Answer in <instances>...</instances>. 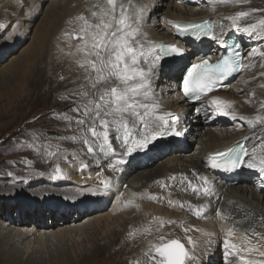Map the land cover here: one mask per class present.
<instances>
[{"label": "bare ground", "instance_id": "obj_1", "mask_svg": "<svg viewBox=\"0 0 264 264\" xmlns=\"http://www.w3.org/2000/svg\"><path fill=\"white\" fill-rule=\"evenodd\" d=\"M171 1L172 4H168L169 9L167 10L168 12H166V19L161 24H158L154 20V16L159 6L156 7V11L152 16L151 24H148L142 29V31L144 32L143 43H153L159 46L163 42H178L189 48L190 51L207 53L206 51L209 50V52H215L217 54L220 49L216 48V46L211 42L205 41L203 44H198L196 46L189 44V42L185 44L182 38H179L175 35L172 26H170L168 23L169 20H199L203 17H208L216 23L217 28L221 24L225 25V27L228 28V25H230L228 17L235 15L239 11H247L250 12L251 15L247 18H242L241 27H244L248 23L258 24V22H256L253 18L255 12H252V10L254 8H251L249 10L248 6L252 4L253 7V5L262 3L261 0H246V2H242L243 0H241V2H236V0H228L227 3L222 2V0H182L183 4H178L177 0ZM58 2V5H56L57 0H54L53 3L52 13L54 16V23L51 28V47H53V62L48 67V70L54 71V66L57 68V65L59 66L57 70L63 69L62 75L64 76L61 79L62 82H67L69 78L73 79L71 85L69 86H72L73 91H78L81 94L80 102L83 105L85 103H88L92 99V90L90 88L91 81L85 78L82 70L79 67V63L84 58L83 52L80 51L82 43L75 42L70 39L71 33L73 31L80 32V29L71 31L69 35L68 32L71 28H80V26L83 24V21L79 19L81 16L88 18L90 22L94 23L95 18L91 16L92 12L98 11V6L103 7L104 5H106L107 0H58ZM156 2L157 0H117V3H123L129 12L135 11L138 13H142V15L145 17L149 15L148 12L151 11L150 8L154 7ZM221 9H223L222 12ZM49 29L50 28L44 29V31L47 30L50 32ZM229 33L232 34L230 28H228L226 36ZM46 36L47 35H44L40 42L47 41L48 37ZM32 54L33 53H31V55ZM62 55H64V57ZM257 56L258 55L252 58L249 66L246 67L244 72H242L240 75L249 72V78H253V76L257 74ZM216 57V55H213L212 59ZM61 58H64L68 62H64L65 64L62 63ZM189 62H191V58L186 60L184 63L188 64ZM14 64L19 65L20 63L18 62ZM73 66H76V69H73L72 72L69 73L70 75H67V70H71ZM37 68H39V66ZM9 69H11V66ZM41 71L42 72H40L38 76V82H40L41 79L44 80L42 84L44 86L51 80L46 75V71ZM31 72L32 71H30V73ZM169 75H171L170 89L172 91H176V103L172 104L171 102H168V100L166 101V95L162 93L161 90H157L158 86L154 87L151 102L159 105L157 115H161L167 112L181 116L183 118L182 122L186 130V135L181 137L180 139L168 138L166 140L157 141L156 143L158 147L153 148L147 154L142 155L139 158L140 160L145 161V163L137 162L139 164H143V168H140L141 164L137 165L135 161L139 159H136L129 165L125 166L121 172H115L114 170H111L110 167H106V165H109L110 163L118 160V156L105 157L103 160L94 161L91 154H87V146L82 143V139L85 136L90 137L91 134L90 132H87V130H85L87 135H85L84 137L79 136V140L75 141L77 145L72 141L70 142L74 143L77 147L82 146L84 148L86 156H80V154H78V161H73V158L68 161H73L74 163L78 164V166H75V164L64 165V172L68 178L62 179L65 182L62 185L65 186V188L72 189V197H76L79 193H82L85 194L82 196V199H84L87 196L86 193L96 192L97 194L93 196H95V198H98L100 201H98L94 206L98 205L99 207H104L108 203H110L111 200H113L112 206L114 211L106 216V220H110V218L118 219L121 214L127 215V217L123 220V223H121L117 228L115 227L114 231H111L110 229L111 232L109 231L110 233L108 235H102L101 239L102 241L104 239V241L110 240V242H112L115 238H111L113 235L116 236L120 232L123 233L126 241V243H124V246L127 247L131 245L134 248L133 252L135 253L133 255L136 256V264H146L147 257L145 255V252L148 250L150 245L158 242V237L153 238L152 235L148 240L142 239L149 234V226H147L146 222L152 223V226L155 228L156 233H158L159 235L163 234L164 236H166L167 234V239L178 237L177 233L181 234V237H183L180 239H182L186 243L187 247H189V245L187 244V238L189 236L192 237L193 241H195L198 245L209 239H211L214 244H218L227 237L228 230L232 229L233 236L230 237V239H232L233 243L245 244L246 239H250L252 242L262 247H253L252 245H248V247H253L255 249H258L259 251H264V242H262L260 239V236H264V224H262L264 220V192L260 191V184H257L253 187H246L245 185L242 186L246 182L251 181L253 177L251 173L245 171L244 175H240L239 182L234 185L233 181L237 179L236 176L225 177V175H221L218 172L211 171L206 163L208 155L211 151L235 143L241 138L247 140L248 145H250V151L253 147H256L258 150H260V145L264 144V128L262 127L264 123L257 121L256 126L252 127L251 125H248L246 121H243L242 126H240L238 122L233 121L232 125L234 131L218 132L212 130L213 132H211V134H206L204 137H202L204 138L202 139L204 140V142H202L198 152H196L194 155H186L187 157H185V155H178L177 152L174 156L167 157V162H165L164 160L161 161V158L165 153L164 145L172 144L173 142L178 141L174 147L175 152L177 150L180 151L181 146L185 148L188 144H190V141L193 142V136L195 132H198L199 129H201V123L204 122V120L201 119V116L193 114L192 109L193 106L204 105L206 99L204 101H200L195 105L192 104V106L191 104L186 102L185 97L179 91L178 77L180 73L173 72L169 73ZM68 76L70 77L68 78ZM255 81L258 80L250 79L247 84V87L253 89L252 96L249 98L239 97V94L242 93L246 89V87H236L235 85L229 86L225 90H219L215 93H212L209 97L219 96L223 101H226L231 105V110L234 111L238 116L243 115L253 120H255L257 116L264 117V76L261 77L259 82ZM59 82L60 81H58V83ZM163 87L167 89V86ZM163 87H161V89ZM227 91H231V96L225 93ZM257 108L259 110H257ZM65 115L68 117L75 116L79 118L77 113L74 112H69ZM64 123H67L66 119ZM72 124L73 126L75 125V123ZM75 129L79 134H81L77 127H73V132ZM71 135L72 134L68 135L67 138ZM111 135L112 133L110 132V137ZM115 146L116 145L114 143V147ZM81 157L83 158V160H81ZM83 167H85L86 169L88 168L90 173H92L93 175L87 180L80 179L78 176L74 175L76 171L82 172ZM242 175L245 178L242 177ZM172 176H175L176 179L172 180ZM185 176L188 177V180L183 179V177ZM200 176H207L209 180L213 181L214 189L216 192V197L209 201L210 207L204 213V218H197L192 213L188 212L186 208H181L179 206V203L183 202L192 204H200L205 202L203 199L198 198L196 193L193 192L192 188L189 186V181H191L192 186L202 187L203 182L199 179ZM45 177L46 176L41 175L37 177L36 180L34 179V181L32 182H35L36 185L39 183L41 184L43 183L42 181L45 180ZM106 178L112 181L114 187L110 192L107 193V195H103L99 190L103 189ZM74 180L84 184L81 186L75 185ZM46 187L59 189V186L50 185ZM66 191L67 193L70 192V190ZM121 193L123 195H120ZM153 195L157 196L158 199L153 200ZM8 199L9 197L7 195H0V203H2V206H0V208L5 206L4 201H8ZM82 199L79 198L78 201L74 202V204L77 203V205L74 206L77 212H81L79 210L81 208L80 205L84 203V201H80ZM169 199L173 201L172 205L168 203ZM55 203L57 202L50 200L49 202H45L43 200L38 201V210L40 211V214H45L46 211H44V209L47 210V207L49 208L48 210H51L52 207L50 206L52 204L62 205V207H65V210L67 209V203ZM41 204L42 209H40ZM237 204H240L241 207H238ZM84 206L86 207L90 205ZM6 207L9 209L11 208V205H7ZM24 207V204H19V213L22 214ZM28 208L30 209L31 207L28 206ZM131 208H134L135 210L134 215L132 211H129L131 210ZM41 210H43L44 212ZM217 210H219V214H217ZM138 211L143 212V215H139L137 213ZM79 212L78 215H81V213ZM8 214H10L9 210ZM5 215L7 218H5ZM137 215H139L138 219L135 220V217H137ZM103 218L104 216H98V218L91 220V218L89 217L88 221L79 223L80 221L70 220L69 218L65 219L62 217V220L56 221H54L55 219L52 218V220L50 221L45 217L42 220H38L35 223H32L33 227H29L31 226L29 225V222L25 219H22L21 217L16 218L12 217L11 215L0 214V256H11L10 258L14 260L16 258L15 253L21 255L24 253H28L29 251L33 252V249L31 250V248L34 247L35 243L42 249L47 243H52L54 246L59 243L62 246L63 250L66 247L65 241L67 242V240H70L74 244H77L83 250L85 249V247H82V245L85 246V242L88 243L91 241V239L94 241H97L99 239V237H96L95 235L103 230L101 229V227L104 226ZM128 218H132L131 220H135V223L129 222L130 220H127ZM151 218L153 220L150 221ZM169 221H173L174 223H169ZM140 222L142 223L139 224ZM59 224L61 227L62 225L66 226L55 230V228L59 227ZM89 228L92 230L94 229V233L96 234L93 236L87 235L86 233ZM108 228H110V225L108 226ZM191 228H193L196 232L194 235H191L189 231L185 232V229L190 230ZM246 229H248V231H245ZM90 232L91 231H89V233ZM255 233H259L260 236H256ZM77 234H80L82 236L81 241H76L75 237H77ZM27 241L28 245L26 246V248H18L19 250L17 248L16 250L12 249V247L18 242L25 243ZM31 241L32 243H34L32 247ZM98 248H100V246H97L96 248L91 250V256H96L95 252L96 250H98ZM82 250L81 252H83ZM101 251L102 250L98 251V254ZM65 254V259L67 260V262H70L72 256H76L75 254H71L69 251H65ZM79 257L80 259L84 258L83 260H86V256L83 254L81 256L79 255ZM27 258V264H44L43 262L37 263V258L31 257V254H29ZM253 258L259 259L260 257L252 253H238L234 257L230 258V264L245 263L247 260ZM132 259L134 258L128 259V261H132ZM15 260H17V262H20V258H16ZM125 261H127V259ZM220 261L221 252L220 249L217 248L216 255L212 258L211 264H218L220 263ZM129 264L132 263L129 262Z\"/></svg>", "mask_w": 264, "mask_h": 264}, {"label": "snow or ice", "instance_id": "obj_2", "mask_svg": "<svg viewBox=\"0 0 264 264\" xmlns=\"http://www.w3.org/2000/svg\"><path fill=\"white\" fill-rule=\"evenodd\" d=\"M222 2L227 3L228 0ZM255 11L260 10H252ZM153 15L154 12L147 17L135 11L129 12L123 3L107 0L106 5L98 6V11L92 12L94 23L81 16L79 19L83 21V26L79 30L81 35L78 39L82 41L80 51L84 58L79 67L85 78L91 81L92 99L82 105L81 94L70 91L68 96L57 98V103H66L69 107L49 112L45 117H60L58 123L67 119L70 123L85 126L91 134L82 139V143L87 146V154H91L94 161L118 156V160L106 165L115 172H121L132 161L158 147L157 141L186 135L181 116L167 112L157 115L159 105L151 102L154 87L159 86L169 73H180L178 79L186 98L201 101L209 93L221 87H229L224 82L234 76L239 78L237 74L249 66L258 50L260 57L264 58V49L261 47L264 46V20L241 27L242 18L249 17L250 12L239 11L228 17V28L232 35L227 36L228 28L223 24L218 28L208 21L176 25L177 35L185 44L191 41L196 46L208 41L222 50L219 54L190 51L180 43L159 46L143 43L142 29L151 24ZM5 27V24L0 23V29ZM213 55L217 56L215 61H212ZM189 58L191 62L185 64ZM69 112L77 113L79 118L66 116ZM192 112L205 120L219 115L234 122L246 121L252 127L256 126L257 121L264 123V117L257 116L253 120L238 116L231 110V105L219 96L209 97L204 105L194 107ZM206 163L211 170L222 172L225 177H235L247 171L252 174L253 183L258 181L260 191L264 192V144L260 145V150L253 147L250 151L241 142L235 147L209 155ZM56 173L53 180L63 178L59 175V167ZM171 179L175 180L176 177L172 176ZM183 179L188 180V177ZM199 179L203 182L202 187L192 186L191 181L189 186L205 202H183L179 206L197 218H204V213L210 207L209 201L216 197V192L213 181L207 176H200ZM113 187L112 181L106 178L103 189L99 191L107 195ZM152 199L157 200L158 197L153 195ZM168 203L172 205L173 201L169 199ZM255 235L260 236L259 233ZM232 236L233 231L229 229L227 237L220 243L214 244L209 239L199 245L189 236V247L186 248L180 240L165 239L161 234L158 242L150 245L145 253L146 264H211L217 248L221 252L222 264H230V258L238 253H252L260 257L249 259L245 264H264V251L248 247L252 244L250 239H246L245 244L233 243L230 239ZM260 239L264 242V236H260Z\"/></svg>", "mask_w": 264, "mask_h": 264}, {"label": "rangeland", "instance_id": "obj_3", "mask_svg": "<svg viewBox=\"0 0 264 264\" xmlns=\"http://www.w3.org/2000/svg\"><path fill=\"white\" fill-rule=\"evenodd\" d=\"M16 1L17 0H0V23L7 25L4 29H0V37H2L0 38V195H7L9 197L8 201H4L5 206L0 208V214H7L16 218L21 217L22 219H25L29 222V225H31L29 227H33L32 223H35L38 220H42L45 217L50 221L52 220V218L55 219L54 221L62 220L61 218L63 217L65 219L69 218L70 220H78L80 221L79 223H84L88 221L89 217L91 218V220H94L98 218V216H104V226L101 227V229L103 230H101L100 233L97 234L94 233V229L92 230L89 228V230H87V235L93 236L96 234L95 236L99 237V239L97 241L91 239L90 242H85V246L82 245V247H85V249L83 250L81 249V247H79L77 244H74L70 240H67V242L65 241V245L67 248L65 247V249H63L64 251L62 250V246L59 243H57V245L55 244L56 246H54L52 243H47L42 249L36 243L34 245V243H32L31 241V247L34 245V247L31 248V250L33 249V252L29 251L28 253H24L21 255L15 253L16 258H20V262H17V260H15L16 258L14 260L11 259V256L1 255L0 264H27L26 259H28L27 257L29 256V254H31V257L33 258H37V263L43 262L44 264H129V262L132 264H136V256L133 255L135 253L133 252L134 248L131 245L127 247L124 246V243H126V241L123 233H115L117 235H113L111 237H115L112 242H110V240L104 241V239L102 241L101 239L102 235L106 236L112 230L114 231L115 227L117 228L121 223L124 222L123 220L127 217V215L121 214L118 219L110 218V220H106V216L114 211L112 206L113 200H111L110 203H108L104 207H99L98 205L94 206L98 201H100L98 198H95V196L87 195L86 198L82 199V196L85 194L79 193L76 197H72V189L65 188V186L62 185L65 183L62 179L68 178L64 172V165L75 164V166H78V164L73 162L75 160L78 161V154H80V156H86L84 148L82 146H75V141L79 140V136L84 137L85 135H87V133L85 132L86 129L84 126H80L77 124L73 126V124L70 123L67 119V123H64L65 120H63L61 123H58L60 117H56L55 119L45 118L49 112L68 108L69 105L66 103H57V98L68 96V93L70 91H73L72 86H69L71 85V82L73 80L72 78H69L70 76H68L69 79L67 82H62L61 80L64 76L62 75L63 69L57 70V68H59V66L57 65V68L54 66V71L48 70V67L53 62V47H51V28L54 23V16L52 13L54 0H25V2L24 0H19V3H17ZM261 1L262 3L253 5V7L252 4L248 6L249 10L251 8L260 10L255 11L253 15V18L258 23L260 20H264V0ZM58 4L59 2L57 0L56 5ZM168 4H172V1L157 0L154 7L150 8L151 11L149 10L150 12H148V14L153 12L155 13L156 7L159 6L154 16V20L158 24H161L166 19V12H168L167 10L169 9ZM222 10L223 9H221V12ZM81 26H83V24ZM47 28H50V32L47 30L44 31V29ZM80 28H71L68 32V35L71 31L79 30ZM5 33H7V36H5ZM44 35H47L46 37H48L49 41L47 40L45 42H40ZM80 35V32L73 31L70 35V39L75 42L82 43V41L78 39ZM261 47L262 49H264V46ZM206 52H209V50H207ZM31 53L33 54L31 55ZM256 55H258L256 58L257 74L254 75L253 78H249V72H247L238 76L239 78H236L234 84H232L236 87H246V89L239 94V97L241 98H249L252 96L253 89L247 87L250 79H255L258 80L255 82H259L261 77L264 76V66H262L264 65V58L260 57L259 50L257 51ZM62 56L64 57V55ZM64 60V58H61L62 63L68 62L67 60ZM18 62L20 64H16V66L14 63ZM39 63L41 64V66ZM10 66L11 69H9ZM38 66L39 68H37ZM73 69L75 70L76 66H73L71 70H67V75H70L69 73L72 72ZM41 70H44V72L46 71V75L51 80L44 86L42 85L44 80L41 79V81L38 82V76L40 72H42ZM30 71L32 72L30 73ZM170 76L171 75H168L163 78V81L157 87V90H161V92L166 95V101L168 100V102L175 104L176 91H172L169 87L171 80ZM58 81L60 82L58 83ZM163 86H167V89H165ZM161 87L163 88L161 89ZM225 93L231 96V91H227ZM257 110L259 109L257 108ZM215 117V119H203L204 122L201 123V129H199L198 132H195L193 136V142L190 141V144H188L185 148L181 146L180 151L177 150L175 152L174 146L178 141H175L172 144L164 145L165 153L162 156L161 161L164 160L165 162H167V157L174 156L177 152L178 155H185V157H187L186 155H194L196 152H198L202 142H204V140H202L204 138L202 137H204L206 134H211V132H213L212 130L218 132L234 131L232 125L233 121L219 115ZM236 122H238L240 126L243 125V121ZM73 127H77L81 134H79L76 129L73 132ZM262 127L264 128V124ZM70 134L72 135L67 138V136ZM70 141L74 142L75 144L71 143ZM72 158L73 161L68 162ZM81 160H83L82 157ZM135 162L145 163V161H142L140 159L136 160ZM140 164L137 163V165ZM57 167H59L60 169L59 175L64 177L59 180H53V175L57 174ZM140 168H143V164H141ZM82 169V172L76 171L74 175L83 180H87L91 176H93L88 168L86 169L85 167H83ZM41 175H44L48 178L45 177V180L42 181L43 183L41 184L39 183L36 185L35 182H32L34 181V179L36 180V178ZM22 180L24 181L23 183H21ZM251 180L253 181V177ZM74 183L78 186L84 184L77 181H75ZM249 183L251 182L248 181L242 186L245 185L246 187H253L257 184L259 185L258 181L255 184L253 182L251 184ZM50 185L59 186V189L46 187ZM66 190H70V192L67 193ZM79 198L82 199L80 201H84V203H82L80 206L85 209L84 211H81L79 209L81 212H78L81 213V215H78V212L74 207L75 205H77V203L74 204V202L78 201ZM41 199L45 202H49L50 200L56 201L57 203H67V209L65 210L64 207V212L58 214V210L60 209V207L62 208V205L52 204L50 207H52L53 210H48L49 208L47 207V210L44 209V211H46L45 214H40V211L38 210V201H42ZM19 204H24V206L26 207H24L22 214L19 213ZM7 205H11V208L8 209L6 207ZM84 205L90 206L85 207ZM0 206H2V203H0ZM28 206H30L31 208L29 209ZM237 206L241 207L240 204H237ZM40 209H42V204ZM8 210L10 214H8ZM129 211H132L133 215L135 214L134 208H131V210ZM137 213L139 215H143V212L141 211H138ZM139 215H137V217L134 216L135 220L138 219ZM5 218H7L6 215ZM131 219L132 218H128L127 220H130L129 222L135 223V220ZM151 220L153 219L151 218L150 221ZM141 223L142 222H140L139 224ZM146 224L147 226H149V234L142 239L148 240L151 235L153 238L159 237V234L156 233V230L152 226V223L146 222ZM262 224H264V220ZM109 225L110 228H108ZM58 226L59 227L55 228V230L65 227L66 225H62L61 227L59 224ZM89 231L91 232L89 233ZM189 233L191 235H194L196 232L193 228H191L189 230ZM177 234L178 237H173L171 239H178L180 240V242L185 243L182 239H180L183 236L181 237V234ZM81 237L82 236L80 234H77V237H75L76 241H81ZM165 239H167V234L165 236ZM27 245L28 241L25 243L18 242L12 247V249H23L26 248ZM251 245L253 247H260L254 242H252ZM97 246H100V248L96 250V256L93 257L91 256V250H93ZM185 247L187 248L186 243ZM81 250L83 252H81ZM100 250L102 251L98 254V251ZM65 251H69L71 254H75L76 256H72L70 262H67V260L65 259ZM147 251L145 253H147ZM82 254L86 256V260H83L84 258L80 259L79 255L81 256ZM131 258L134 259H132V261H128V259ZM126 259L127 261H125ZM218 264H222V259Z\"/></svg>", "mask_w": 264, "mask_h": 264}]
</instances>
